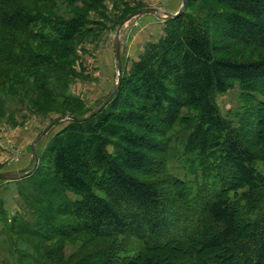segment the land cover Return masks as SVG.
<instances>
[{"label": "trees", "instance_id": "1", "mask_svg": "<svg viewBox=\"0 0 264 264\" xmlns=\"http://www.w3.org/2000/svg\"><path fill=\"white\" fill-rule=\"evenodd\" d=\"M195 1L186 0L179 15L167 18L162 37L123 72L107 106L86 120L69 119L34 172L14 181L32 219L14 220L3 234L24 232L42 241L88 234L112 241L74 264H157L158 253L170 248L186 255L179 264H197L196 256L207 253L203 264H264V174L256 168L264 162V101L238 126L214 101L230 82L264 100V58L219 57L208 23L213 14L226 39L264 50V0H203L224 8L219 17L213 9L203 12L206 17L190 12ZM88 24L83 14L51 23L20 0H0V121L16 113L11 101L34 104L32 96L43 93L65 100L61 117L92 113L79 114L63 94L75 72L53 56L68 55ZM48 26L56 35L53 47L37 30ZM37 45L50 46L51 54ZM184 110L197 113L186 144L203 171L195 192L167 168V136ZM7 219L0 199V222ZM13 243L16 264H56L24 255L16 249L22 243Z\"/></svg>", "mask_w": 264, "mask_h": 264}, {"label": "rangeland", "instance_id": "2", "mask_svg": "<svg viewBox=\"0 0 264 264\" xmlns=\"http://www.w3.org/2000/svg\"><path fill=\"white\" fill-rule=\"evenodd\" d=\"M24 5L32 9L38 15L49 18L51 23H57L61 18L70 19L78 14H83L89 20V24L82 31V36L70 44V53L60 51L52 53L54 59L61 66H70L74 70V78L69 77L63 94L70 100H74L78 107V113L90 114L100 107L115 87L118 80V61L116 57L117 32L121 25L131 16L144 8H153L161 11L146 13L133 17L124 23L118 37L120 45V59L122 71L128 72L133 62L139 60L146 47L150 43L157 42L164 34L166 12L170 8L176 10L178 0H20ZM177 2V3H176ZM179 8L183 0H179ZM189 7L190 12H199L203 15L207 9H213L214 14L219 17L224 8L212 1H195ZM175 6V7H174ZM178 8V7H177ZM178 8V10H179ZM174 12V11H173ZM213 15V14H212ZM209 15L211 35L214 44L219 47L217 55L223 58L239 60H259L264 58V50L255 48H243L231 40L226 39L221 30L220 20ZM206 17V16H204ZM44 32L51 40V47L55 44L56 35L50 26L44 29H37ZM37 51L43 54H51L50 46L37 45ZM63 71V70H62ZM26 85L32 87L33 81L28 80ZM226 93H215L214 101L218 106L221 116L233 126H238L247 117L255 116L260 109L259 96H252L243 93L237 82H230ZM39 96V97H38ZM32 96L34 104L27 100L19 103L18 100L10 102V108L16 111L12 116L7 114L6 118L0 121V132L21 131L28 132V138H20L21 144L11 147L14 155L10 157L11 163L20 161L22 147L29 140L38 157L42 154L51 138L64 128L69 119L59 122L52 130L41 138L44 130L55 120L61 117L64 111L65 100L61 96L43 93ZM258 99V100H257ZM44 103V104H43ZM33 105H39L38 107ZM41 108L37 110V108ZM21 109V112L18 111ZM34 111H32V110ZM37 110V111H36ZM40 111V112H39ZM68 115V114H67ZM197 113L193 110H184L182 118L168 134L167 168L173 177L182 180L190 189L195 192L197 182L202 178V169L197 154L188 153L186 144L192 131ZM264 122V110L260 122ZM8 135L4 136L7 140ZM2 139V138H0ZM10 141V140H9ZM11 143V142H9ZM16 146V147H15ZM20 147V148H19ZM30 148V146H29ZM32 157L33 153L30 148ZM34 159L27 168L20 172H10L24 179L28 172L34 168ZM256 168L264 174V162L258 161ZM1 172V171H0ZM21 178L15 181H19ZM26 181V180H25ZM22 186L27 185V181ZM21 185V184H20ZM8 187V189H7ZM17 184L9 185L0 183V199L4 201L5 211L8 219L5 225L0 222V260L4 264H16L17 257L14 255L15 247L10 244V239L21 244L18 251H23L27 256H38L41 262L74 264L84 255L110 244L109 240L94 239L88 234H82L72 240H41L38 236L15 231L9 238L3 234V228L11 229L14 220L21 219L24 222L31 221L32 211L28 210L18 196ZM233 197V194H231ZM243 227V225H242ZM241 227V228H242ZM30 230V228H28ZM246 235L249 229H244ZM13 243V244H14ZM208 253L197 255V264L207 261ZM186 255L173 249L165 250L157 255V264H168L167 261L179 264L185 261ZM217 264V263H216Z\"/></svg>", "mask_w": 264, "mask_h": 264}, {"label": "crops", "instance_id": "3", "mask_svg": "<svg viewBox=\"0 0 264 264\" xmlns=\"http://www.w3.org/2000/svg\"><path fill=\"white\" fill-rule=\"evenodd\" d=\"M177 2H178V4H176V10H173L170 8V11L166 12V13H171V14L177 13L180 10L179 0ZM177 7L179 8V10ZM160 13H161V11H160ZM7 135H8V138L6 137L7 140H5L4 136H7ZM28 135H29L28 132H25V133L22 132L21 133V131H19V130L18 131H16V130L15 131H7V132H3V133L0 132V138H2V139H0V171H1L0 173L6 174V175L16 176L15 174H12L10 172H18V171L20 172L21 170H24L25 168H27L29 163H31V161L34 159V152H35L34 146L32 149V146H31L32 144L29 140L27 143H25V141H24L25 145L21 148L22 149V157H21L20 161L18 160L16 163H11L13 160H10V157L12 155H14V151H11L10 148L13 147L14 145L19 144V143L21 144L20 138L23 137L24 139H26V138H28ZM9 142H11V143H9ZM29 146L32 150L33 157H32ZM4 184H8V186L11 184L16 186L17 183L14 181H9V182H5ZM7 189H8V187H7Z\"/></svg>", "mask_w": 264, "mask_h": 264}, {"label": "water", "instance_id": "4", "mask_svg": "<svg viewBox=\"0 0 264 264\" xmlns=\"http://www.w3.org/2000/svg\"><path fill=\"white\" fill-rule=\"evenodd\" d=\"M185 4H186V0H183V3H182V7L180 8V10L175 13V14H171V13H166V18H174L176 17L177 15H179L184 7H185ZM157 12H160V10L158 9H153V8H144L142 10H140L138 13H136L135 15L129 17L124 23L130 21L133 17L135 16H138V15H143V14H146V13H157ZM124 23L121 25V27L124 25ZM121 27L119 28L118 32H117V41H116V57H117V61H118V80H117V83L115 85V87L113 88V90L110 92V94L108 95L107 99L105 100V102L100 106L98 107L95 111H93L90 115L84 117V118H72V117H66L67 119H77V120H86L89 116H92V115H95L96 113H98L102 108H104L105 106L108 105V103L111 101L113 95L115 94V92L118 90V87L120 85V82H121V78H122V74H123V71H122V63H121V59H120V45H119V41H118V37H119V34H120V29ZM64 117H60L59 119L53 121L45 130L44 132L42 133V135L39 137L38 141L43 138L45 135H47L51 130L52 128H54L59 122L63 121L64 119H66ZM38 155L36 152H34V168L32 171L28 172L26 175L29 176L31 175L34 170L37 168L38 166ZM19 178H21V176H14V175H6V174H3V173H0V180H6V181H15V180H18Z\"/></svg>", "mask_w": 264, "mask_h": 264}]
</instances>
